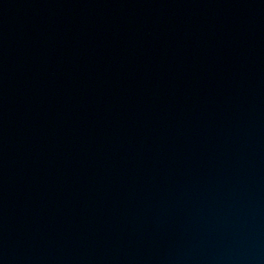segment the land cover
<instances>
[{"label": "water", "instance_id": "95a60500", "mask_svg": "<svg viewBox=\"0 0 264 264\" xmlns=\"http://www.w3.org/2000/svg\"><path fill=\"white\" fill-rule=\"evenodd\" d=\"M0 264H264V0H0Z\"/></svg>", "mask_w": 264, "mask_h": 264}]
</instances>
